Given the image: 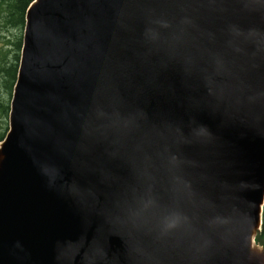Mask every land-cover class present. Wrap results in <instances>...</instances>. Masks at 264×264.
<instances>
[{
  "label": "water",
  "instance_id": "95a60500",
  "mask_svg": "<svg viewBox=\"0 0 264 264\" xmlns=\"http://www.w3.org/2000/svg\"><path fill=\"white\" fill-rule=\"evenodd\" d=\"M0 141V264H264V0H34Z\"/></svg>",
  "mask_w": 264,
  "mask_h": 264
},
{
  "label": "trees",
  "instance_id": "16d2710c",
  "mask_svg": "<svg viewBox=\"0 0 264 264\" xmlns=\"http://www.w3.org/2000/svg\"><path fill=\"white\" fill-rule=\"evenodd\" d=\"M34 0H0V24L7 29L15 28L17 30L24 29L26 23V12L30 4ZM23 37H18L16 42L12 45L16 48V54L10 61L6 56L0 59V89L6 92H13V88L18 76L19 61L22 50ZM3 109L5 113L4 118L8 119L10 106L0 101V111ZM7 134L3 132L0 127V141H2ZM256 243L264 246V210H263V226L262 230L258 232L255 238Z\"/></svg>",
  "mask_w": 264,
  "mask_h": 264
},
{
  "label": "rangeland",
  "instance_id": "374dc122",
  "mask_svg": "<svg viewBox=\"0 0 264 264\" xmlns=\"http://www.w3.org/2000/svg\"><path fill=\"white\" fill-rule=\"evenodd\" d=\"M18 37H24V29L17 30L15 28H9L7 29L5 26L0 24V59L3 56L7 57V60L10 61L15 57L16 54V48L12 44L16 42ZM23 44V43H22ZM21 59V55H20ZM20 63V61H19ZM13 92L10 93V91L6 92L5 90L0 89V101H4L5 104L9 105L11 104ZM5 113L3 112V109L0 111V127L3 129V132L9 131V116L8 119H5L4 116ZM258 244V243H257Z\"/></svg>",
  "mask_w": 264,
  "mask_h": 264
},
{
  "label": "bare ground",
  "instance_id": "6f19581e",
  "mask_svg": "<svg viewBox=\"0 0 264 264\" xmlns=\"http://www.w3.org/2000/svg\"><path fill=\"white\" fill-rule=\"evenodd\" d=\"M10 112V111H9Z\"/></svg>",
  "mask_w": 264,
  "mask_h": 264
}]
</instances>
